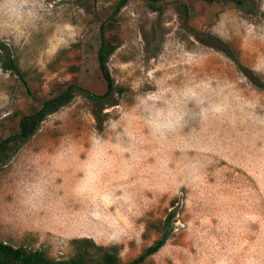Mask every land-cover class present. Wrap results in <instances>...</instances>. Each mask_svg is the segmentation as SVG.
I'll list each match as a JSON object with an SVG mask.
<instances>
[{"label": "rangeland", "instance_id": "374dc122", "mask_svg": "<svg viewBox=\"0 0 264 264\" xmlns=\"http://www.w3.org/2000/svg\"><path fill=\"white\" fill-rule=\"evenodd\" d=\"M129 0L109 59L117 104L77 95L0 167V241L75 254L116 247L121 263L173 230L142 264H264V0ZM117 0H0V43L32 95L0 63V137L67 83L106 91L100 24ZM184 3L190 7L186 18ZM209 35L231 47L226 54Z\"/></svg>", "mask_w": 264, "mask_h": 264}, {"label": "trees", "instance_id": "16d2710c", "mask_svg": "<svg viewBox=\"0 0 264 264\" xmlns=\"http://www.w3.org/2000/svg\"><path fill=\"white\" fill-rule=\"evenodd\" d=\"M129 0H117L111 14L100 24V44L97 51V60L100 73L106 82V91L95 93L91 89L72 81L67 83L59 91L55 89L52 94L44 98L39 105H35L31 112L23 113L17 121L15 129L6 137H0V167L5 165L38 130L43 120L51 113L56 112L62 106L69 103L77 95H82L94 102V115L98 122H101L102 103L115 105L113 99L114 92H124L125 87L116 84L109 67V59L121 43L119 34L120 26L118 24V15L121 9ZM154 11H162L165 3L162 0H145ZM208 3L217 0H203ZM220 1V0H219ZM240 8L246 13H252L256 10V0H221ZM184 12L186 18L190 17V7L184 3ZM209 38L218 43L222 50L231 58L234 54L231 47L220 42L215 36L209 35ZM6 45L0 43V63L5 71L17 75L26 87V90L32 95V89L29 85L27 73L21 68L17 60L7 51ZM245 74L258 86L264 88V82L248 68L243 67ZM176 210H172L165 220L161 222V237L152 245L146 247L142 253L129 262L121 263L116 247H106L98 245L91 238H75L72 240L75 246V254L70 259H55L50 257L44 250L31 249L27 246H15L7 242L0 241V264H142L150 256L160 250L166 243L173 230V218Z\"/></svg>", "mask_w": 264, "mask_h": 264}]
</instances>
